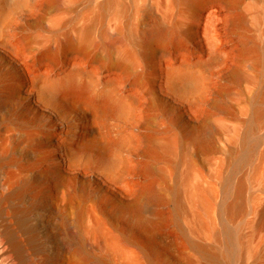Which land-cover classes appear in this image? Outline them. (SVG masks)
<instances>
[{
    "label": "bare ground",
    "instance_id": "obj_1",
    "mask_svg": "<svg viewBox=\"0 0 264 264\" xmlns=\"http://www.w3.org/2000/svg\"><path fill=\"white\" fill-rule=\"evenodd\" d=\"M241 1L0 0V264H264V200L234 179L264 112V39L239 38L227 69L214 7ZM228 70L219 97L247 117L218 129L208 73ZM118 85L145 97L138 116Z\"/></svg>",
    "mask_w": 264,
    "mask_h": 264
},
{
    "label": "rangeland",
    "instance_id": "obj_2",
    "mask_svg": "<svg viewBox=\"0 0 264 264\" xmlns=\"http://www.w3.org/2000/svg\"><path fill=\"white\" fill-rule=\"evenodd\" d=\"M215 12H216V22L218 26L220 27L221 36H222V45L225 48V51L228 53V56L225 59V67L227 69H231L233 66H237L241 63L240 59L236 57V51H235V45L239 38L243 36H249L253 40L256 41L257 44H261L264 39V33L262 32L264 30V0H242L236 9H225L223 7H220L219 5H214ZM206 7H202L199 12V15L201 18L197 17L196 20H194V25L197 26L198 29H201V27L204 24V14H205ZM261 13L263 19L259 23L258 26L255 24L253 25L251 15L254 13ZM244 15L247 22L243 26L236 25L232 26L229 23V20L232 16ZM190 44V43H189ZM180 54L176 53L173 54L170 58L172 65L174 66V70H177L179 68L180 64ZM243 65V64H241ZM247 68V66H245ZM259 69V67H257ZM229 71H225L224 74H216V73H208V77L210 79L209 84L207 86L208 94L206 96V100L210 102V104L216 100L217 98H221L228 106V109L225 113H219L218 111H214V108L210 106L209 111H213L215 113V120L214 124L219 129H221L222 125H237V122L239 123L242 119H246L247 112L241 107V105L235 101L234 99H229V102L219 97V89L220 86L225 83L228 79ZM243 91H246L247 87L245 84H242ZM214 90V91H213ZM117 91L121 94H132L134 96L135 105L133 107L134 110V116H138L140 114V111L144 107L145 97L141 93H136L132 87L130 86H117ZM179 102L183 103L182 100H178ZM205 106V110L209 107ZM260 107L264 111V101L261 102ZM198 116L201 115V113L196 112ZM264 113V112H263ZM262 113L261 116H259L257 121V126L255 131L253 132V136L255 138L254 142H250L252 146V153L249 157L248 162L243 163L240 167H238L234 171V179L237 177H241L246 189L244 192L245 196V203L247 202V197L250 194H254L256 192L258 196V201L264 200V193H258L256 191L258 184L264 185V114ZM127 134L130 136V141L126 145H130L132 141H136L137 137V131L132 129H127ZM227 137L230 139L228 140ZM223 139L226 141L231 142L230 134L223 133ZM131 163L135 164V162L131 161ZM189 171L190 176L196 178V171L195 169L189 165L188 161L186 159H181L176 164V172L182 173L183 171ZM259 178V179H258ZM172 182V180H171ZM257 183V184H256ZM203 185H206L205 182H202ZM201 186V185H200ZM253 188V189H251ZM171 208L170 205H164V210H169ZM166 230L170 233L172 238L175 240L174 246L170 248V250H165L161 247V250L163 252H166L170 259L177 260L178 257L181 255L182 251L184 250V246L186 244L183 241H179L175 237V230L173 228L172 224H167ZM259 229H255L251 232V237L256 238L259 234ZM193 255L188 248L185 250V255L188 254Z\"/></svg>",
    "mask_w": 264,
    "mask_h": 264
}]
</instances>
